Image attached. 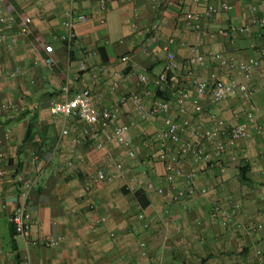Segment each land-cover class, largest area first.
Returning a JSON list of instances; mask_svg holds the SVG:
<instances>
[{
  "label": "crops",
  "instance_id": "0c3cea01",
  "mask_svg": "<svg viewBox=\"0 0 264 264\" xmlns=\"http://www.w3.org/2000/svg\"><path fill=\"white\" fill-rule=\"evenodd\" d=\"M9 1L0 0V8L9 7ZM223 1L231 3L233 10L204 21L206 29L217 31L231 25H247L253 18L264 16V0ZM14 2L16 14L32 23V34L25 37L13 29V42L0 44V106L15 107L0 114V172L4 175H0V264H24L26 257L31 264H260L255 250L264 249V229L251 235L227 229L221 217H214L213 213L216 206L233 210L234 205L235 222L264 224V137L252 134L230 151L222 161L226 167L224 174L216 168L203 175V165H182L186 171H198L197 187L211 189L205 196H188L171 205L169 197L145 189L148 179L157 187L166 186L169 165L158 161L152 164L157 151L153 140L162 129V117L142 121L134 105L127 103L118 123L132 124L131 146L112 142L97 150L78 120L64 121L53 115L51 101L63 100L65 87L71 93L89 88L101 109L133 93L139 94L150 107L155 98L145 95L138 77L143 74L153 79L162 72V46L169 38L176 40L172 50L180 77L191 69L197 75L216 74L229 79L232 73L215 64L191 66L194 50L221 52L236 59L258 57L250 45L264 46V31L254 29L252 34L238 35L233 44L187 29L183 24L185 14L202 12L213 0H201L199 4L192 0H109L110 11L104 25L93 17L98 0H77L76 12L89 20L75 25L77 45L71 60L59 40L66 33L62 23L70 1ZM253 7H258V13L253 12ZM134 21L141 28L156 26L154 41L149 36L137 35L132 28ZM146 46L148 51L143 53ZM125 56L130 58L128 62L122 61ZM48 58L54 59L52 67L44 65ZM82 61L86 64L83 74L79 71ZM16 68L22 74L10 77ZM101 68L99 80H93L91 76ZM123 77L128 80L126 87L112 91ZM261 79L255 71L249 84L254 91L259 122L264 127ZM180 85L188 87L182 82ZM188 90L195 97L194 90ZM162 92L172 97L168 87ZM234 100L243 103L235 97L215 106L207 94L200 98V103L207 113L235 125L243 117V109L232 105ZM23 107L26 110L22 111ZM172 109L173 117L181 120L176 106ZM188 117L203 122L206 128L212 127L208 116H197L192 104ZM64 129L69 134L63 137ZM130 149L136 151L135 158L128 156ZM116 163H122L127 178H135L139 189L147 192L150 204L145 209L123 180L97 181V169L113 173ZM150 167L154 170L147 174ZM241 168L247 170L243 182ZM20 173L36 184L27 208V234L13 238L10 218L20 204L19 187L14 182ZM86 184L90 190H86ZM167 209L171 211L169 216L165 214ZM141 213L144 220L139 218ZM146 224L149 228H145ZM59 237L63 240L58 247L44 246L47 240Z\"/></svg>",
  "mask_w": 264,
  "mask_h": 264
},
{
  "label": "built area",
  "instance_id": "2783aa9c",
  "mask_svg": "<svg viewBox=\"0 0 264 264\" xmlns=\"http://www.w3.org/2000/svg\"><path fill=\"white\" fill-rule=\"evenodd\" d=\"M70 7L66 19L62 25L66 29V33L60 36V41L66 44L68 53L73 51L77 45V35L75 32L76 23H87L89 18L85 15L78 14L75 10L77 0H69ZM133 2L134 0H129ZM199 4L201 0H192ZM233 5L227 1L219 0L209 3L202 12H187L184 16V26L192 30L202 37L222 38L229 43H236L238 35L252 34L254 29L264 31V16H257L247 25H231L225 29L211 31L203 25L204 21H211L221 14H228L233 10ZM254 13H258V7L252 8ZM110 11L108 0H98V4L93 12V17L100 25L106 23V16ZM14 0L9 1V7L5 10L0 8V44H9V40L13 42L14 36L10 32L17 30V34L28 37L32 34V23L29 19L22 18L16 14ZM132 28L139 36H144L154 41L157 27L141 28L137 22H133ZM176 43L175 38L171 37L162 46L165 55L164 68L162 72L153 79L145 75H139L138 84L144 90L148 97L155 98L150 107L143 101L142 97L133 93L123 96L120 100L109 107L99 108L95 94L89 88L81 89L75 93H71L69 87L64 88V99H53L51 101L52 113L54 116L64 121L71 119L78 120L83 126V133L94 144L97 150H103L106 144L116 142L122 146H131V128L132 124H119L118 116L122 108L127 103H132L136 108V112L142 121L153 120L162 117V129L157 133L153 140L156 144L157 154L161 162L168 164L170 169L165 176L166 186L157 187L155 183L148 179L145 189L149 192H155L160 196L169 197V204L174 205L183 201L188 196H205L211 187H197L196 180L199 173L196 170L186 171L182 165L189 163L193 165H203L202 174L211 173L218 168L221 174L226 172L223 159L230 151L237 147L240 143L247 141L252 134L264 137V127L259 122L256 113V104L253 99V89L249 81L253 78L254 72L258 71L262 76L260 85L264 86V46H257L251 43L252 51L258 53V57H249L247 59L227 56L221 52L209 51L203 53L194 50V54L190 59L191 66L205 67L209 63L226 69L232 73L229 79L221 78L216 74L209 76L197 75L193 70H188L185 76L179 75V64L172 48ZM148 46L143 49V53H147ZM129 57L122 58L123 62H128ZM55 64L54 59L48 58L44 60V65L52 67ZM80 73H85L86 64L82 61L79 64ZM103 68L95 72L91 77L93 80H99ZM22 74L20 68L10 72V77H18ZM127 78L123 77L118 83L112 87V91L124 88L127 85ZM188 85L183 87L180 83ZM168 87L172 91V97L169 100H160L157 98V92ZM193 89L195 97H193L188 89ZM205 94L209 95L211 103L218 106L229 99L240 97L245 103V115L239 119L235 125H230L223 118L218 117L214 113H207L200 103V98ZM195 107L197 116H208L212 122L211 128H206L201 121H193L188 117V107ZM176 106L181 120H177L172 115V108ZM21 109L22 111L26 110ZM37 106L35 105L34 109ZM15 109L11 104H3L0 106V114ZM69 134L67 129L62 131V136ZM130 158L136 157V151L130 149L128 151ZM235 160L234 157L231 158ZM1 161V160H0ZM72 165V162H69ZM264 174V172H263ZM1 177L3 173L0 172ZM96 179L102 183H112L117 180H123L127 189L131 194H135L139 189V183L135 178H127L124 165L122 163L115 164L113 173H107L104 169L99 168L96 171ZM15 184L19 187L20 204L16 212L11 216L10 221L17 235L24 236L27 234L26 222L30 218L28 213V203L31 193L34 189L36 181L27 178L23 174L15 177ZM181 184V186H180ZM86 190H90V185L86 184ZM235 209V206L233 205ZM234 209H225L216 206L213 216L221 217L223 227L234 229L238 232H245L249 235L257 233L264 229V224L247 225L242 222H235ZM171 213L170 209L165 214ZM140 220H144L143 213L139 215ZM145 228H149L148 224ZM62 237L47 240L44 243L46 248H56L62 242ZM144 248V244H142ZM255 255L260 264L264 263V249L257 248ZM24 264H31L30 258L26 257Z\"/></svg>",
  "mask_w": 264,
  "mask_h": 264
},
{
  "label": "trees",
  "instance_id": "16d2710c",
  "mask_svg": "<svg viewBox=\"0 0 264 264\" xmlns=\"http://www.w3.org/2000/svg\"><path fill=\"white\" fill-rule=\"evenodd\" d=\"M207 2H210V1H212V0H206ZM217 0H213V2H216ZM108 2H109V0H108ZM209 4V3H208ZM64 46H65V48H66V44H64ZM74 54H75V52L74 51H71L70 53H69V55H70V59L71 60H73L74 59ZM157 98L158 99H160V100H169L170 99V97H167V96H165V94H164V92H162V91H158L157 92ZM244 115V114H243ZM156 161H158V163H161V164H163V165H165V166H167L168 167V164H164L163 162H161L160 161V159H159V157H158V154H157V151H156V158L154 159V162L152 163L153 165H154V163L156 162ZM154 167H150V169L148 170L147 169V174H149V172H151L152 170H154L153 169ZM168 168H170V167H168ZM169 170H171V169H169ZM169 172V171H168ZM247 172V170H246V168L244 169V168H241V175H242V179H241V181L243 182L244 181V175H245V173ZM134 195V198L136 199V201L138 202V204H139V206L142 208V209H145L149 204H150V200H149V198H148V196H147V192H145L144 190H138L135 194H133ZM12 236H13V238H15L16 236H18L17 235V233H16V231H15V229H14V227L12 226ZM13 247H14V249L17 251V245H16V242L15 241H13Z\"/></svg>",
  "mask_w": 264,
  "mask_h": 264
},
{
  "label": "rangeland",
  "instance_id": "374dc122",
  "mask_svg": "<svg viewBox=\"0 0 264 264\" xmlns=\"http://www.w3.org/2000/svg\"><path fill=\"white\" fill-rule=\"evenodd\" d=\"M232 103V105H234L235 107H239V109H243V112H240V115L241 116H243V114H244V105H243V103H241V101H239V100H234V101H232L231 102ZM138 161V160H137ZM140 161V160H139ZM244 163V159H243V161L240 163V165H242Z\"/></svg>",
  "mask_w": 264,
  "mask_h": 264
}]
</instances>
